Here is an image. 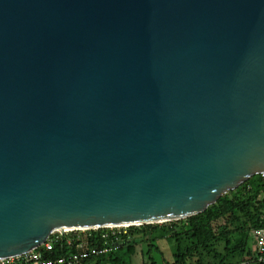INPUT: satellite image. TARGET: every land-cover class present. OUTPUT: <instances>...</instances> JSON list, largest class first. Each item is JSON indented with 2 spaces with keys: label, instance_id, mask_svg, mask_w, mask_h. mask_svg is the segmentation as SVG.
Returning <instances> with one entry per match:
<instances>
[{
  "label": "water",
  "instance_id": "obj_1",
  "mask_svg": "<svg viewBox=\"0 0 264 264\" xmlns=\"http://www.w3.org/2000/svg\"><path fill=\"white\" fill-rule=\"evenodd\" d=\"M257 174L264 0H0V259Z\"/></svg>",
  "mask_w": 264,
  "mask_h": 264
},
{
  "label": "trees",
  "instance_id": "obj_2",
  "mask_svg": "<svg viewBox=\"0 0 264 264\" xmlns=\"http://www.w3.org/2000/svg\"><path fill=\"white\" fill-rule=\"evenodd\" d=\"M256 228H264V174L251 176L197 215L127 226L117 249L91 255L83 264H262L251 249ZM162 242L171 247L169 257ZM68 249L57 245L50 257Z\"/></svg>",
  "mask_w": 264,
  "mask_h": 264
},
{
  "label": "built area",
  "instance_id": "obj_3",
  "mask_svg": "<svg viewBox=\"0 0 264 264\" xmlns=\"http://www.w3.org/2000/svg\"><path fill=\"white\" fill-rule=\"evenodd\" d=\"M127 234V227L107 226L55 230L35 248L12 257L0 259V264H83L91 255L104 253L120 246V237ZM251 249L253 258L264 264V228L253 229ZM101 245H91V241ZM59 245L69 248L59 257H50Z\"/></svg>",
  "mask_w": 264,
  "mask_h": 264
},
{
  "label": "rangeland",
  "instance_id": "obj_4",
  "mask_svg": "<svg viewBox=\"0 0 264 264\" xmlns=\"http://www.w3.org/2000/svg\"><path fill=\"white\" fill-rule=\"evenodd\" d=\"M161 247H162L163 251H165V255L167 257H169L170 256V250H171V247L169 248V244L162 242Z\"/></svg>",
  "mask_w": 264,
  "mask_h": 264
},
{
  "label": "bare ground",
  "instance_id": "obj_5",
  "mask_svg": "<svg viewBox=\"0 0 264 264\" xmlns=\"http://www.w3.org/2000/svg\"><path fill=\"white\" fill-rule=\"evenodd\" d=\"M116 226H120V227H127V226H131V225H116ZM66 230H72V229H75L73 227H70V228H65Z\"/></svg>",
  "mask_w": 264,
  "mask_h": 264
}]
</instances>
